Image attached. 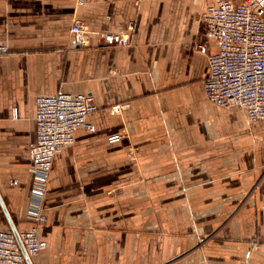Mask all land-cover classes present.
<instances>
[{
  "label": "crops",
  "instance_id": "crops-1",
  "mask_svg": "<svg viewBox=\"0 0 264 264\" xmlns=\"http://www.w3.org/2000/svg\"><path fill=\"white\" fill-rule=\"evenodd\" d=\"M215 2L0 0L11 49L0 56V146L24 145L3 149L0 194L18 231L31 225L36 97L86 93L99 107L95 131H76L55 157L39 228L48 246L32 264H264V121L204 91L219 44L203 14ZM75 20L88 46L74 43ZM116 32L130 43H102ZM178 92L191 122L177 120ZM114 104L129 107L114 115ZM0 230L12 231L1 203Z\"/></svg>",
  "mask_w": 264,
  "mask_h": 264
},
{
  "label": "built area",
  "instance_id": "built-area-1",
  "mask_svg": "<svg viewBox=\"0 0 264 264\" xmlns=\"http://www.w3.org/2000/svg\"><path fill=\"white\" fill-rule=\"evenodd\" d=\"M203 15L210 37L219 44V50L208 57L210 74L204 82L207 97L223 108L243 110L252 121H264V0H216ZM71 32L75 44L88 45L89 31L84 22L75 20ZM106 43L128 45L130 34L111 33ZM10 53V47L0 43V56ZM128 107L115 104L111 109L120 114ZM98 109L94 97L86 93L36 97V140L30 148L33 178L27 209L31 225L17 235L0 230V264H29L27 257L32 260L47 248L39 228L48 223L45 202L55 157L74 143L76 131H95L88 117ZM121 137L113 135L109 141Z\"/></svg>",
  "mask_w": 264,
  "mask_h": 264
},
{
  "label": "rangeland",
  "instance_id": "rangeland-1",
  "mask_svg": "<svg viewBox=\"0 0 264 264\" xmlns=\"http://www.w3.org/2000/svg\"><path fill=\"white\" fill-rule=\"evenodd\" d=\"M86 26L88 27V31H89V33H88V36H89V43H88V45L90 44V34H91V32H90V28H89V26L86 24ZM117 33V32H116ZM109 34H111V33H100L99 34V36L101 37V40H102V43L103 44H107L106 43V36L107 35H109ZM117 34H120V32L119 33H117ZM88 45H86V46H88ZM107 45H110V44H107ZM112 46H121V45H118V44H111ZM110 45V46H111ZM191 86V82H188V83H186V82H184V83H182V84H180V85H178L177 86V89L178 90H181V91H185L188 87H190ZM185 94V93H184ZM182 98H184L185 99V101H184V105H183V110H180V106H179V104H181V102H180V100L182 99ZM176 101H177V104H178V106H179V108H177L178 109V112H177V120L178 121H184V122H187V121H192V120H194V118H192V116H191V114H190V112L192 111V108L190 107L191 106V104H190V102H189V100H188V98H187V95L185 96H181L180 95V93L178 92V97H177V99H176ZM115 105V104H114ZM114 105H111V106H109L108 107V111L111 113V114H114V115H121L123 112H121L120 114H117V113H115V112H113L112 111V106H114ZM225 109H227V108H225ZM236 108H230L229 110H235ZM215 121L216 120V118L214 119L213 117H210L209 116V118H208V121L210 122V121ZM32 121L30 120V121H28L27 123H25V126L26 127H23V130L20 132L19 130L17 131V133L16 134H14V136H16L17 137V139L19 140V139H21L22 137H24L25 135L27 136V137H29V135L31 136V134H32V131H31V125H32ZM187 126V125H186ZM182 131H184V130H182ZM7 149H9L8 147H10V150L12 151V152H17L18 154H20V152H21V150L24 148V145L23 144H21V143H19V142H17V144H15V145H6L5 146ZM6 148H4V146H0V157H2L3 158V149L4 150H6ZM13 150H15V151H13ZM135 154V153H134ZM17 163H20V158H19V156L17 157ZM46 213V212H45ZM48 217V216H47ZM33 258V257H32Z\"/></svg>",
  "mask_w": 264,
  "mask_h": 264
},
{
  "label": "water",
  "instance_id": "water-1",
  "mask_svg": "<svg viewBox=\"0 0 264 264\" xmlns=\"http://www.w3.org/2000/svg\"><path fill=\"white\" fill-rule=\"evenodd\" d=\"M0 203H1L2 208H3V210H4L5 214H6V217H7L8 221H9V223H10L12 231L17 235L18 234V230H17L16 226L14 225V222H13V220H12L8 210H7V207H6V205H5L4 201H3V198L1 196V194H0ZM24 253H25L26 257H27V254H26L25 250H24ZM27 259H28L29 264H32V260L30 258H28V257H27Z\"/></svg>",
  "mask_w": 264,
  "mask_h": 264
}]
</instances>
